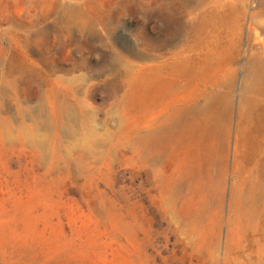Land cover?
<instances>
[{
  "label": "rangeland",
  "instance_id": "1",
  "mask_svg": "<svg viewBox=\"0 0 264 264\" xmlns=\"http://www.w3.org/2000/svg\"><path fill=\"white\" fill-rule=\"evenodd\" d=\"M222 1L238 60L232 123L214 142L200 129L148 151L167 112L214 90L161 87L143 66L204 0H0V78L21 66L15 84L0 79V264H264V97L241 89L263 48L264 0ZM70 11L86 26L58 22ZM131 66L145 70L126 85ZM251 100L263 115L254 143L239 128Z\"/></svg>",
  "mask_w": 264,
  "mask_h": 264
},
{
  "label": "bare ground",
  "instance_id": "2",
  "mask_svg": "<svg viewBox=\"0 0 264 264\" xmlns=\"http://www.w3.org/2000/svg\"><path fill=\"white\" fill-rule=\"evenodd\" d=\"M204 3L205 7L202 8L200 13H187L182 28L174 32L169 41L165 43L164 40H161L155 65L143 66L148 69V76L156 79L161 87L173 86L174 88L182 80L188 79L208 83L212 85L214 90L202 92V105L194 107L188 105L176 106L177 108H174V111L167 112V119L160 121L156 128L143 139V144L146 145L148 151L153 150L157 145L172 143V138H177L189 131H200V129H205L206 134L212 138L211 142H214V137H217L219 132V121L225 119L228 126L232 123L231 95L238 84V68L236 67L238 60L234 54L233 59L229 60L232 52L230 51L231 41L226 33L230 24L226 11L228 3H224L222 0H204ZM67 16L64 14L63 18L58 21L63 24L70 23L67 29L74 26V28L80 30L86 26V20L81 14L78 16L75 11H70ZM254 17L252 15V19ZM44 18L43 16L39 20V24L46 22ZM8 21L13 24L12 33L15 36L26 30L25 24L21 23L16 17ZM262 33L264 35V28ZM256 34L259 35V33ZM45 37L46 30L37 31L34 38L24 40L25 46L27 48L37 46ZM17 41L13 40L14 44L20 45L16 43ZM260 43L263 47L261 52L253 55L245 65L241 88L243 96L264 97V41H260ZM168 47H170V50H167ZM140 59L145 60L143 57ZM228 60L231 66L218 74L215 71V66L226 63ZM10 63L9 68L0 78L1 82L6 81L8 86L15 84L21 78V75L18 74L21 71V66L14 59ZM140 70H145V68L141 66L138 70L136 66L126 68L123 72L125 84H132L135 78L134 73L141 72ZM175 89L178 88L175 87ZM251 102L253 101L251 100ZM261 116L263 115L259 112L256 103L253 102L251 114L246 118H241L243 122H241L239 128L240 130L246 127L250 129L249 135H251L250 141L252 143L256 141L263 128Z\"/></svg>",
  "mask_w": 264,
  "mask_h": 264
}]
</instances>
